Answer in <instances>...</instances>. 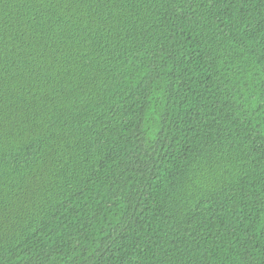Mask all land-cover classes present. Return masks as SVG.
Here are the masks:
<instances>
[{
  "label": "trees",
  "instance_id": "trees-1",
  "mask_svg": "<svg viewBox=\"0 0 264 264\" xmlns=\"http://www.w3.org/2000/svg\"><path fill=\"white\" fill-rule=\"evenodd\" d=\"M0 264H264V0H0Z\"/></svg>",
  "mask_w": 264,
  "mask_h": 264
}]
</instances>
